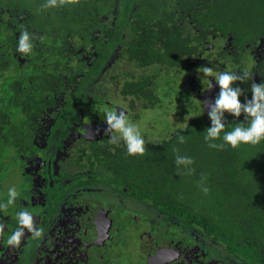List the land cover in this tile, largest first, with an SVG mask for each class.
<instances>
[{"label": "trees", "instance_id": "obj_1", "mask_svg": "<svg viewBox=\"0 0 264 264\" xmlns=\"http://www.w3.org/2000/svg\"><path fill=\"white\" fill-rule=\"evenodd\" d=\"M46 2L0 0V76L10 69L7 80L20 82L17 95L7 82L0 85V161L2 144H15V156H21L26 142H33L22 128L39 127L46 135L41 157L57 159L40 173L50 168L59 179L71 168L83 174L91 166L121 183L135 175L139 184L154 177L161 191L156 201L173 213L184 211L189 223L200 219L208 234L230 239L229 248L243 261L264 264V141L209 147L223 141L205 140L211 121L196 113L167 138L144 140L143 154L129 155L122 138L88 140L78 126L86 117L89 90L110 98L115 88L123 97L131 95L132 103L155 106L168 92H157L164 89L162 80L169 82L161 71L229 70L242 77L233 85L244 91L241 102L250 100L252 83H264V0H75L44 8ZM7 15L18 27L12 33H6ZM25 30L33 44L30 54L16 51ZM31 101L43 104L36 115L21 116ZM225 120V131L248 124L243 113L238 119L226 113ZM178 156L192 163L178 164ZM134 166L140 169L131 170ZM80 180L76 176L74 183ZM30 183L24 188L32 190Z\"/></svg>", "mask_w": 264, "mask_h": 264}, {"label": "flooded vegetation", "instance_id": "obj_2", "mask_svg": "<svg viewBox=\"0 0 264 264\" xmlns=\"http://www.w3.org/2000/svg\"><path fill=\"white\" fill-rule=\"evenodd\" d=\"M6 18V22L3 18L5 29H9L6 33L16 31L18 27L8 23V15ZM191 70L197 75L191 77V92L195 93L201 112L208 114L209 105L216 97L209 90V82H213L211 89L217 85L208 77L201 78L203 71L200 68ZM11 75L12 70H5L0 76V85L2 81L7 82V90H13L17 95L20 82L7 80ZM50 86L46 92L51 91ZM105 93L95 97L96 92L89 90L86 94L88 110L85 116L88 117L93 106L102 111L100 122H94L92 132L82 131L83 121L78 125L88 140L114 136L115 129L105 130V126H109L105 113L111 111L110 106L121 107L126 117L131 115L116 100L122 97L132 101L131 95L123 97L115 88L110 91V98ZM105 103L109 107H105ZM26 104L34 107V111L24 105L19 112L21 116L36 115L37 107L43 101ZM130 104L134 107L132 102ZM72 122L76 124L75 120ZM25 129L30 131L28 136L33 139V142H26L25 154L15 156V144H2L5 151L0 161V264H250L231 251L230 239L208 234L200 219L195 218L197 222L189 223L184 211L173 213L169 205L156 201L155 196L159 198L161 191L157 189L159 186L154 177L142 178L139 184L134 181L140 175H135L121 183L111 172L91 166L84 168L83 174L71 168L70 173L59 179L56 178L58 172L54 173L50 168V173L48 169L46 174L40 173L44 164L55 166L57 159L41 157L40 148L46 135L39 127L28 125L22 128ZM71 136L72 131L66 137ZM76 176L81 182L74 183ZM27 180L31 181L32 190L24 188ZM11 190L16 193L14 197L10 196ZM21 213L30 216V227L21 223ZM125 231L130 235L126 236ZM16 233L20 235L10 243Z\"/></svg>", "mask_w": 264, "mask_h": 264}, {"label": "clouds", "instance_id": "obj_3", "mask_svg": "<svg viewBox=\"0 0 264 264\" xmlns=\"http://www.w3.org/2000/svg\"><path fill=\"white\" fill-rule=\"evenodd\" d=\"M66 2H75V0H47L43 5L44 8H55L62 6ZM33 50L30 34L27 30L23 31L18 38L16 51L21 54H30ZM213 69L209 67L203 68L205 77L211 76ZM248 75V73H245ZM242 79L235 73L221 72L214 77V82L219 88V92L214 99V103L209 105L208 117L211 121L210 127L207 128L205 136L206 141L222 139L220 145L209 143V147L223 148L228 145L231 148H237L241 144L257 145L264 141V83H252L251 99L245 98L242 103L240 97L244 94L243 89L239 86H233L234 82ZM210 89L213 87V82L210 81ZM231 115L234 118H239L244 114V120L248 121L247 126L244 122H240L231 131H225V114ZM106 122L110 129H115L120 133L121 138L125 142L126 150L129 155L144 153V139L134 124L128 122L125 114L115 111H108ZM221 133L223 135L221 136ZM112 143H117V138H111ZM178 164H191L192 160L187 157H177ZM204 192L208 189L204 188ZM16 195L14 190L10 191V196ZM12 201L10 200L9 203ZM21 223L26 226H31V218L26 213L20 214ZM20 233L13 235L10 243L15 241ZM36 235H39L37 232Z\"/></svg>", "mask_w": 264, "mask_h": 264}, {"label": "rangeland", "instance_id": "obj_4", "mask_svg": "<svg viewBox=\"0 0 264 264\" xmlns=\"http://www.w3.org/2000/svg\"><path fill=\"white\" fill-rule=\"evenodd\" d=\"M168 72L164 71L162 73L161 71V76H165L169 82L167 84L162 80L161 82L163 83L164 89L162 91H157L159 95L168 91L167 95L162 96L161 100H159L155 106L146 105L143 107L136 101L133 103V107V105L131 106L130 104V98H116L123 107L130 111L131 115H128L126 118L129 123L136 126L144 140L155 142L167 138L172 133L185 127L186 123L193 115L196 113L200 115L202 113L197 97L195 93L191 92L192 90L190 88V82H193L191 79L197 76L193 73V70H173L170 73ZM219 73H212L208 78L214 80V77ZM200 77L204 78L205 76L202 73ZM209 90H211L214 95H217L219 92L217 91V86ZM195 110H197V112ZM101 115V108L93 106L88 113V117L86 116L81 124L82 131L84 130L88 133L91 130L93 131L95 129L94 122L99 123V117ZM112 135L121 138L120 133L116 130ZM124 234L127 236L130 235V232L125 231Z\"/></svg>", "mask_w": 264, "mask_h": 264}, {"label": "water", "instance_id": "obj_5", "mask_svg": "<svg viewBox=\"0 0 264 264\" xmlns=\"http://www.w3.org/2000/svg\"><path fill=\"white\" fill-rule=\"evenodd\" d=\"M99 104L103 105V103H99ZM104 106H105V107H109V104H108V103H105ZM109 108L111 109V111H115V110H116V111H118L119 113H120V112H123V113H124V110H123L121 107L110 106ZM109 108H107V109H109ZM107 111H109V110H107ZM105 114H107V113H105ZM124 114H125V113H124ZM109 129H110V126H108V127L105 126V130H109ZM102 130H103V129H102Z\"/></svg>", "mask_w": 264, "mask_h": 264}]
</instances>
